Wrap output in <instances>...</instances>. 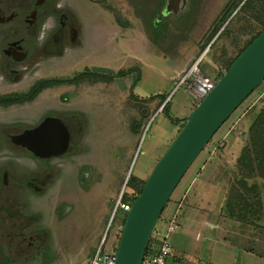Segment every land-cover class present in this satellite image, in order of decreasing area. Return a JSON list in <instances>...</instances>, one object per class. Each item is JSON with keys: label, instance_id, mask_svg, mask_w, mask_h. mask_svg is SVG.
<instances>
[{"label": "rangeland", "instance_id": "obj_1", "mask_svg": "<svg viewBox=\"0 0 264 264\" xmlns=\"http://www.w3.org/2000/svg\"><path fill=\"white\" fill-rule=\"evenodd\" d=\"M29 3L36 10L35 23L25 15L0 23V190L4 199L27 204L36 217V259L23 256L18 264H88L106 232V248L118 246L128 213L118 209L113 216L120 195L125 201L136 199L200 103L192 81L179 84L183 76L192 77L193 71L218 81L264 28V0ZM21 39L27 57L8 55L9 43ZM86 69L105 75L131 73L113 80L70 81ZM47 79L57 82L33 100L25 99ZM162 94L169 97L165 110ZM263 109L264 81L191 165L161 223L183 205L194 209L195 216L208 210L212 198L206 189L211 186L222 189L216 216L238 221L236 227L250 237L256 232L264 237V159L255 162L253 172L238 162L245 150L253 151L252 127L264 130L257 123ZM47 117L62 119L65 127L67 122L72 140L66 153L40 157L12 142L11 134L38 126ZM209 165L207 180L201 182L200 174ZM7 173L9 184L5 177L1 180ZM28 181L36 188L28 187ZM230 202L236 216L230 215Z\"/></svg>", "mask_w": 264, "mask_h": 264}, {"label": "water", "instance_id": "obj_2", "mask_svg": "<svg viewBox=\"0 0 264 264\" xmlns=\"http://www.w3.org/2000/svg\"><path fill=\"white\" fill-rule=\"evenodd\" d=\"M263 81L264 31L236 58L191 112L152 170L126 215L117 246L116 264H142L153 230L182 178L219 128ZM58 119L47 117L26 132L36 131L38 135L47 121Z\"/></svg>", "mask_w": 264, "mask_h": 264}, {"label": "crops", "instance_id": "obj_3", "mask_svg": "<svg viewBox=\"0 0 264 264\" xmlns=\"http://www.w3.org/2000/svg\"><path fill=\"white\" fill-rule=\"evenodd\" d=\"M210 168L211 165L205 167L200 174L201 182L207 180L205 176ZM206 190L212 198L208 210H198V215L195 216L194 209L183 205L174 212L169 211L170 214L165 217L168 219L173 214L177 215L180 224L179 230L171 236L173 252L170 263L264 264L263 235L256 232V237H250L246 229L236 227L235 223L238 221L226 216H216V209L223 204L220 197L222 189L210 186Z\"/></svg>", "mask_w": 264, "mask_h": 264}, {"label": "flooded vegetation", "instance_id": "obj_4", "mask_svg": "<svg viewBox=\"0 0 264 264\" xmlns=\"http://www.w3.org/2000/svg\"><path fill=\"white\" fill-rule=\"evenodd\" d=\"M29 2L0 0V23L12 20L15 21L19 17L23 18L24 15L27 17L28 22L33 18L32 22L35 23L36 10H30L29 7L31 4ZM24 6H26L27 9L23 11ZM6 12H9V14H6ZM24 40L25 39H21V41H19L20 43L18 41L9 43V48L6 50V53L17 59H25L27 57V51L23 45H21V42ZM30 93L29 91L25 95V99L29 101L37 96L36 94L31 96L29 95ZM65 125L70 135L71 144L72 136L70 128L67 122ZM26 130L11 134L12 142L23 146L17 138L14 139L13 137H19L24 134ZM35 143L36 142H32V145H36ZM4 177L9 184L8 173L6 176L3 174L1 178L2 182ZM27 184L28 187L36 188L35 182L28 181ZM23 256L26 261H34L36 259V217L33 211H27V204H14L8 199H4L2 197V191L0 190V264H18L20 258ZM20 261H22V259Z\"/></svg>", "mask_w": 264, "mask_h": 264}, {"label": "built area", "instance_id": "obj_5", "mask_svg": "<svg viewBox=\"0 0 264 264\" xmlns=\"http://www.w3.org/2000/svg\"><path fill=\"white\" fill-rule=\"evenodd\" d=\"M207 51H205L202 56L196 61L195 67L201 62L203 56ZM192 77L187 73L183 76L179 84H182L186 79L192 81L196 87V97L202 100L215 86L216 80L204 75L203 73H194L191 71ZM198 74V75H197ZM188 77V78H187ZM164 105H162L163 108ZM133 201H125L120 195L113 216L118 209L124 212H129L131 209ZM159 219L157 222L149 245L147 247L146 253L144 255L142 264H171L170 259L173 252V245L171 243V235L179 230V222L177 215H171L168 219L164 220L162 223L167 224V230H164V224H162ZM109 228V227H108ZM108 230V229H107ZM107 244V232L105 233L99 247L97 248L93 258L88 264H116L117 258V247L110 249L106 248Z\"/></svg>", "mask_w": 264, "mask_h": 264}, {"label": "trees", "instance_id": "obj_6", "mask_svg": "<svg viewBox=\"0 0 264 264\" xmlns=\"http://www.w3.org/2000/svg\"><path fill=\"white\" fill-rule=\"evenodd\" d=\"M228 16L225 18H223V23L227 20ZM220 30V27L217 28L215 31H214V34L212 36V38L214 37L215 34L218 33V31ZM264 31V28L259 31L257 34H255L252 39L246 43V45L244 46V48L240 51L239 55ZM238 55V56H239ZM237 56V57H238ZM236 57V58H237ZM236 58L232 61V63L236 60ZM231 63V64H232ZM230 64V66H231ZM229 66V67H230ZM131 73V70H120L118 71L117 73H114V74H109V75H105V74H102V73H97L95 71H92L90 69H86L85 71L83 72H80L78 73L74 78L70 79V81H74V80H82V79H85L86 77H91V78H96V77H105V78H108L110 80H113L117 77H123L127 74ZM57 81L55 79H47V80H44V81H41L40 83H38L37 85L33 86L31 89H30V94L31 96H34L35 94L38 95L41 90H43L45 87H47L48 85H51V84H55ZM163 98V103L162 105L163 106V110L167 109V107L169 106V102H166V99L168 97V95H164L162 94L161 95ZM165 103V104H164ZM257 123H262V126H264V109L263 111L260 113L259 117L257 118ZM187 121V120H186ZM186 123V122H185ZM185 125V124H184ZM183 125V126H184ZM258 126L255 124L253 127H252V148H253V151L250 150V149H247L244 151L242 157H240L239 159V164L241 166V168H249L251 170V172L254 171V165H255V162H258V164L260 163V160L261 159H264V137L263 138H259V135L260 134H264V130L262 131H259V129L257 128ZM183 128V127H182ZM134 131H137V128L135 127V124H134ZM142 191V190H141ZM141 193V192H140ZM135 200V199H134ZM133 200V201H134ZM233 200H237V197H234ZM245 200V199H244ZM237 204H240L239 202ZM234 203L233 202H230L229 203V209H230V215H235L236 216V213H235V206H233Z\"/></svg>", "mask_w": 264, "mask_h": 264}, {"label": "bare ground", "instance_id": "obj_7", "mask_svg": "<svg viewBox=\"0 0 264 264\" xmlns=\"http://www.w3.org/2000/svg\"><path fill=\"white\" fill-rule=\"evenodd\" d=\"M13 138H17L23 147L30 148L35 152L37 151L44 157L50 154H53L52 156H58L66 153L69 149L70 143V135L67 128L64 126L63 120L61 119L47 121L43 131L41 130L38 135H36V131H29L24 132V134L19 137ZM32 142H36V145H32ZM131 171L132 168L130 173Z\"/></svg>", "mask_w": 264, "mask_h": 264}]
</instances>
